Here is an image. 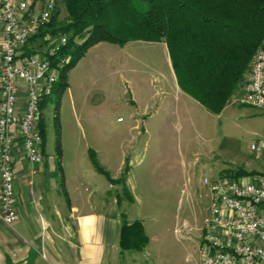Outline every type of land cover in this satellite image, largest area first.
Segmentation results:
<instances>
[{"label": "rangeland", "instance_id": "374dc122", "mask_svg": "<svg viewBox=\"0 0 264 264\" xmlns=\"http://www.w3.org/2000/svg\"><path fill=\"white\" fill-rule=\"evenodd\" d=\"M57 5L63 22L64 3ZM58 83L64 85L46 101L42 119L46 158L59 184L63 175L69 181L92 170L88 151L96 142L125 140L132 159L139 198L125 214L129 223L141 222L148 241L120 263L198 264L212 181L237 169L264 171L250 149L264 136V111L240 103V87L221 111L207 110L178 85L163 40L98 42Z\"/></svg>", "mask_w": 264, "mask_h": 264}, {"label": "built area", "instance_id": "2783aa9c", "mask_svg": "<svg viewBox=\"0 0 264 264\" xmlns=\"http://www.w3.org/2000/svg\"><path fill=\"white\" fill-rule=\"evenodd\" d=\"M55 9L56 0H0V219L7 225L18 219L14 165L22 157L32 183L46 158L42 104L69 60L56 58L67 43L64 33L45 32L29 43L48 27ZM238 92L240 103L264 111V36ZM250 149L264 160V136ZM211 193L210 215L200 228L199 264H264V172L221 175L212 181Z\"/></svg>", "mask_w": 264, "mask_h": 264}, {"label": "trees", "instance_id": "16d2710c", "mask_svg": "<svg viewBox=\"0 0 264 264\" xmlns=\"http://www.w3.org/2000/svg\"><path fill=\"white\" fill-rule=\"evenodd\" d=\"M62 1L67 19L58 21L56 0L48 27L41 28L29 42L33 45L45 32L67 35L66 45L56 55V58L69 56L59 72L61 79L65 78V70L98 42L163 40L180 88L207 110L218 113L233 91L244 84L253 56L262 47L264 0ZM58 85L64 84L57 81L52 93ZM41 131L43 134L42 124ZM88 154L95 170L110 182L125 181L126 173L120 179H112L90 150ZM253 174L237 169L229 175ZM147 241L140 221L122 220L119 231L122 250L144 249Z\"/></svg>", "mask_w": 264, "mask_h": 264}, {"label": "crops", "instance_id": "0c3cea01", "mask_svg": "<svg viewBox=\"0 0 264 264\" xmlns=\"http://www.w3.org/2000/svg\"><path fill=\"white\" fill-rule=\"evenodd\" d=\"M89 149L110 178L120 179L126 173L125 181L112 183L92 165L86 175L76 173L69 181L61 176L59 184L57 174L51 172L54 162L48 164L45 158L29 183L28 165L22 157L17 159L18 219L12 225L0 219V264H121L135 250H122L119 245L122 220H132L125 208L139 198L132 171L126 172L132 159L125 140H103Z\"/></svg>", "mask_w": 264, "mask_h": 264}, {"label": "flooded vegetation", "instance_id": "af4514ba", "mask_svg": "<svg viewBox=\"0 0 264 264\" xmlns=\"http://www.w3.org/2000/svg\"><path fill=\"white\" fill-rule=\"evenodd\" d=\"M41 124H42V130H43V145L45 147V144H46V135H45V132H44V121H43V119L41 120Z\"/></svg>", "mask_w": 264, "mask_h": 264}]
</instances>
